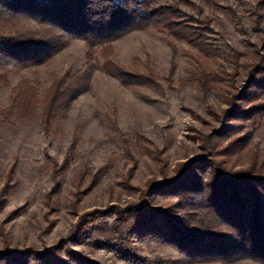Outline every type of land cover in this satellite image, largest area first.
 I'll list each match as a JSON object with an SVG mask.
<instances>
[{"label":"rangeland","instance_id":"1","mask_svg":"<svg viewBox=\"0 0 264 264\" xmlns=\"http://www.w3.org/2000/svg\"><path fill=\"white\" fill-rule=\"evenodd\" d=\"M157 3L173 7L174 20L189 24L197 41L152 25L90 48L72 39L39 65L0 66V251L66 244L90 261L125 264L94 243L113 236L108 212L116 218L128 204L145 202L177 214L174 186L146 190L185 163L195 174L209 161L264 173V111L242 113L264 101L247 81L256 56L264 62V0ZM81 74L83 91L58 101L44 134L51 91ZM208 136L209 154L202 148ZM239 136L244 141L224 147ZM136 213L126 216L130 224ZM128 239L139 255L181 263L153 237Z\"/></svg>","mask_w":264,"mask_h":264},{"label":"trees","instance_id":"2","mask_svg":"<svg viewBox=\"0 0 264 264\" xmlns=\"http://www.w3.org/2000/svg\"><path fill=\"white\" fill-rule=\"evenodd\" d=\"M157 4V0H0V66L39 65L72 39H81L90 48L110 44L132 30L152 25L174 27L175 34L197 41L198 33L187 30L189 24L174 20L173 7ZM18 22L32 27L13 30ZM256 58L247 81L259 88L255 93L264 95V62L261 56ZM107 65L114 73L120 72L115 65ZM82 76L68 77L64 86L51 91L43 107L44 134H47L49 114L58 101L67 102L83 91ZM18 96L20 92L15 98ZM253 111H264V101L245 108L242 113ZM211 137L202 139V148L208 154L210 145L206 144ZM244 139L236 137L224 147ZM205 163L200 175L190 172L185 163L175 177L156 181L147 188L146 192L151 193L154 188L174 186L172 195L178 200L177 214L171 209L146 207L145 202L128 204L121 209L122 216L114 218L115 212H108L106 217L115 219L113 236L105 241L103 237L96 241L92 238L94 243L108 247L125 264H167L163 259L137 254L128 243L131 234L143 239L153 237L172 247L179 255L180 264L232 263L239 259L264 264V173L253 175L249 168L230 170L218 166V162ZM133 212L139 214L130 224L126 216ZM82 221L83 230L86 222ZM78 236L80 240L81 235ZM0 264L99 263L64 244L43 251H0Z\"/></svg>","mask_w":264,"mask_h":264}]
</instances>
